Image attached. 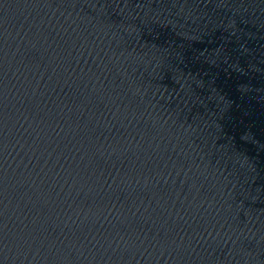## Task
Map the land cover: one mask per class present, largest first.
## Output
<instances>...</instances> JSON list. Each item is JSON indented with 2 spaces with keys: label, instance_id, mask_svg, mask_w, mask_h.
Segmentation results:
<instances>
[{
  "label": "water",
  "instance_id": "water-1",
  "mask_svg": "<svg viewBox=\"0 0 264 264\" xmlns=\"http://www.w3.org/2000/svg\"><path fill=\"white\" fill-rule=\"evenodd\" d=\"M0 264H264V0H0Z\"/></svg>",
  "mask_w": 264,
  "mask_h": 264
}]
</instances>
